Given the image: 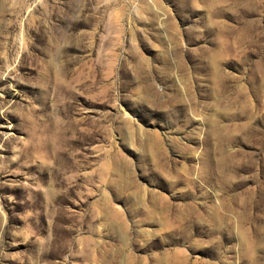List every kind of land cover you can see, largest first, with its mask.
Here are the masks:
<instances>
[{
  "label": "rangeland",
  "instance_id": "obj_1",
  "mask_svg": "<svg viewBox=\"0 0 264 264\" xmlns=\"http://www.w3.org/2000/svg\"><path fill=\"white\" fill-rule=\"evenodd\" d=\"M0 264H264V0H0Z\"/></svg>",
  "mask_w": 264,
  "mask_h": 264
}]
</instances>
